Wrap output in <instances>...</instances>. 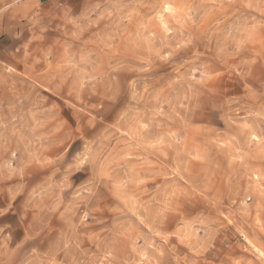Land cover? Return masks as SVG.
<instances>
[{
	"label": "rangeland",
	"instance_id": "rangeland-1",
	"mask_svg": "<svg viewBox=\"0 0 264 264\" xmlns=\"http://www.w3.org/2000/svg\"><path fill=\"white\" fill-rule=\"evenodd\" d=\"M0 264H264V0H0Z\"/></svg>",
	"mask_w": 264,
	"mask_h": 264
},
{
	"label": "bare ground",
	"instance_id": "bare-ground-1",
	"mask_svg": "<svg viewBox=\"0 0 264 264\" xmlns=\"http://www.w3.org/2000/svg\"><path fill=\"white\" fill-rule=\"evenodd\" d=\"M185 33V32H184Z\"/></svg>",
	"mask_w": 264,
	"mask_h": 264
}]
</instances>
